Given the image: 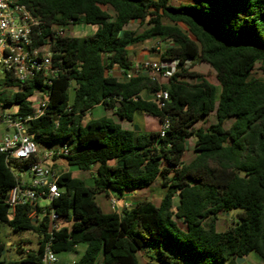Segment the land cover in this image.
<instances>
[{
  "label": "trees",
  "instance_id": "obj_1",
  "mask_svg": "<svg viewBox=\"0 0 264 264\" xmlns=\"http://www.w3.org/2000/svg\"><path fill=\"white\" fill-rule=\"evenodd\" d=\"M16 1L64 32L71 26L97 27L88 37L65 34L53 39L62 74L46 88L50 111L28 125L38 144L71 143L74 152L66 158L70 166L95 170L94 187L71 173L59 179L61 197L55 206L71 226L55 234L54 252L69 253L85 245L73 264H238L237 259L251 253L264 264V80L253 77L258 64L264 73V0ZM132 22L147 27L136 33L127 29ZM152 39L165 45L161 60L181 62L166 83L110 74L116 68L132 71L129 49ZM186 61L207 64L218 85L184 69ZM38 87L44 88L38 80L21 85L9 76L0 78V109L17 106L20 116L31 115L29 99ZM159 89L169 93L164 109L151 102ZM96 106L132 127L108 116L83 124ZM137 114L162 123L168 119L170 126L163 137L160 132L145 135L135 130ZM213 114L214 124L194 127ZM192 138L196 156L185 165ZM158 179L168 189L159 206L137 202L116 213L105 212L96 202V191L122 196ZM15 184V174L0 154V224L41 237L38 251L6 264H41L49 220L32 225L25 207L8 218L4 198ZM231 210L240 211L238 221L218 231V215ZM4 251L0 242V264ZM140 254L150 262H142Z\"/></svg>",
  "mask_w": 264,
  "mask_h": 264
},
{
  "label": "built area",
  "instance_id": "obj_2",
  "mask_svg": "<svg viewBox=\"0 0 264 264\" xmlns=\"http://www.w3.org/2000/svg\"><path fill=\"white\" fill-rule=\"evenodd\" d=\"M64 35L63 29L47 26L16 0H0V78L9 76L21 85L38 80L44 87L36 88L29 99L33 109L31 115L20 116L17 106H13L15 111L0 113V124L6 125V132L0 138V154L5 156L10 168L13 164L16 165L14 170L11 168L16 184L4 198L9 207L8 218L14 219L19 207L27 208L28 219L34 226H40L44 218L48 217L41 264L59 262V257L53 250L55 234L64 226H71V222L61 219L55 206V202L61 197L58 181L64 175L55 166L71 156L74 148L65 142H58V148L54 147L55 144H38L30 136L28 125L50 111L51 93L46 88L52 86L62 74L61 61L55 60L57 53L53 39ZM180 64L177 59L147 60L136 64L128 73L121 72L127 80L147 76L160 84L159 79L169 80L178 71ZM191 65V61H186L183 67L189 69ZM12 90L16 92L19 88ZM133 100L137 101L138 98L134 97ZM168 101L169 93L164 89L155 91L151 97V102L159 109L166 108ZM59 117L61 116L58 115ZM87 117L88 113L83 118V124L88 122ZM169 126L170 122L166 119L160 131L162 137ZM110 203L112 209L117 210L120 199L115 195L111 196ZM28 253L30 251L25 252Z\"/></svg>",
  "mask_w": 264,
  "mask_h": 264
},
{
  "label": "rangeland",
  "instance_id": "obj_3",
  "mask_svg": "<svg viewBox=\"0 0 264 264\" xmlns=\"http://www.w3.org/2000/svg\"><path fill=\"white\" fill-rule=\"evenodd\" d=\"M173 4H179L181 0H171ZM146 25L141 26L137 22H132L129 26H127V29L134 31L136 33H142L146 29ZM183 29H186L184 26H182ZM86 28L83 25L78 26H71L68 28L67 31H65L66 35H69L71 37L76 38H83L90 36L91 32L89 31H83V29ZM89 29V28H86ZM164 44L158 40V39H152L147 41L144 44L137 45L130 48V61L132 63V68L139 64L144 58H149L152 61H159L161 53L163 51ZM189 71L191 73H196L205 76L211 83L218 85V82L216 80V75L214 71L205 63H201L199 61L192 62V65L189 67ZM107 74H109L107 72ZM113 76H116L119 79H123V74L120 69H114L112 73H110ZM253 77L257 80H264V73L262 71L261 65L258 64L256 67V70L253 74ZM168 80L166 79H159L160 84L166 83ZM73 88L70 89V96L71 100L73 97ZM12 112L15 111V107H7L0 109V113L3 112ZM88 116L90 118H99L102 116H108L113 119H115L117 122L121 123V125L124 128H131L132 126L129 123L119 121L116 116L113 115V112L110 110L105 109L102 106H96L92 110L88 112ZM216 122V116L213 114L209 116L207 119H202L194 124L195 128H208L210 125L214 124ZM134 127H137L143 131L145 135H149L153 132H160L162 128V122L152 115L148 114H137L134 119ZM231 122L226 123V128L230 126ZM6 132V125L0 124V137L3 135V133ZM195 142L196 139L192 138L187 143V151L185 153V156L183 158V163L189 164L192 162L196 156L195 153ZM69 146H71V143H68ZM60 146L59 143H55V148H58ZM15 164L12 165V169H15ZM211 166H214V164H211ZM75 171V169L73 170ZM94 176H95V170L89 171V172H77L73 174V177L81 178L85 181V184L88 187H94ZM137 193L133 195L132 198H130V202L133 204L137 202H149L156 206H159L162 199L165 197V194L167 193L168 189L164 188L162 186L161 179H158L151 185L144 187L142 189L136 190ZM132 196V194H123L122 196H117L118 198H129ZM96 202L97 204L105 211V212H116L121 213L123 209L128 208L125 205H122L120 202V206L117 210H113L110 203V196L107 195L105 192L96 191L95 194ZM179 204V198L178 194L174 197V208L173 210L176 211V207ZM131 208V206H130ZM239 210H231L227 213L222 212L218 215V219L216 222V229L220 232L227 230L232 225H234L235 222L238 221L239 217ZM179 225L185 229L184 224L182 221L177 220ZM211 222L210 219L205 221V225H208ZM40 240L41 237L38 233L35 231H19L16 232L11 229V227L7 224H0V242L4 246V256L1 258L2 262L9 261V260H15L18 255L23 254V252L26 251H38L40 246ZM86 246L80 245L77 247V251L64 253L58 255L60 259V264H64L66 262H71V260H79L81 256L83 255L85 251ZM141 261L146 263L150 262V259L147 257L146 254H140ZM70 259V260H68ZM241 264H263L259 256L255 253H251L247 259Z\"/></svg>",
  "mask_w": 264,
  "mask_h": 264
},
{
  "label": "crops",
  "instance_id": "obj_4",
  "mask_svg": "<svg viewBox=\"0 0 264 264\" xmlns=\"http://www.w3.org/2000/svg\"><path fill=\"white\" fill-rule=\"evenodd\" d=\"M84 27H86V28H89V29H86V28H84L83 29V31H89V32H91V34L90 35H93L96 31H97V27H91V26H85V25H83ZM84 38V37H83ZM147 42V41H146ZM145 42V43H146ZM144 44V43H143ZM130 50V49H129ZM152 61V60H150L149 58H144L140 63H142L143 61ZM131 62V61H130ZM131 65H132V63H131ZM17 109V108H16ZM91 118L90 117H87L86 118V121H89ZM127 128H129V127H127ZM5 134V132L3 133V135ZM2 135V136H3ZM1 136V137H2ZM0 137V138H1ZM55 168L57 169V170H59L60 172H63L64 174H67V173H71L72 174V177H73V174H75V173H77V172H81L79 169H77L76 167H72V166H70L68 163H67V161L65 160V161H60L58 164H56V166H55ZM75 169V171H73ZM73 178H78V177H73ZM132 194V196H130L129 198L127 197V198H119L120 199V202H121V204L122 205H127L128 206V208H130V206L131 207H133V203L132 202H130V198H132L133 197V195H135L136 193H137V191H129V192H126L125 194ZM110 197L111 196H114V194L113 193H109L108 194ZM116 196V195H115ZM126 206V207H127ZM75 251H77V248H76V250ZM24 254H25V252H23ZM20 258V255H18V257L15 259V260H18ZM15 260H9V261H15ZM68 260H70V259H68ZM9 261H5L3 264H6L7 262H9ZM77 261V260H76ZM76 261H74V260H71V262H66V263H64V264H73L74 262H76ZM57 264H60V259H59V262L57 263Z\"/></svg>",
  "mask_w": 264,
  "mask_h": 264
},
{
  "label": "water",
  "instance_id": "obj_5",
  "mask_svg": "<svg viewBox=\"0 0 264 264\" xmlns=\"http://www.w3.org/2000/svg\"><path fill=\"white\" fill-rule=\"evenodd\" d=\"M135 130H137V131H139V128H137V127H135ZM140 133V132H139ZM65 183V182H64ZM245 261V259H243V258H239V259H237V263L238 264H241V263H243Z\"/></svg>",
  "mask_w": 264,
  "mask_h": 264
}]
</instances>
